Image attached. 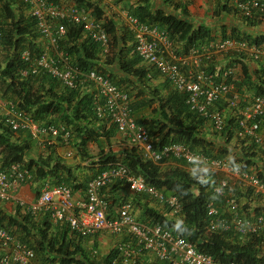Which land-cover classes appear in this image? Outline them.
I'll use <instances>...</instances> for the list:
<instances>
[{
    "label": "trees",
    "instance_id": "obj_1",
    "mask_svg": "<svg viewBox=\"0 0 264 264\" xmlns=\"http://www.w3.org/2000/svg\"><path fill=\"white\" fill-rule=\"evenodd\" d=\"M48 1L56 4L73 2L80 8L91 10L95 19L104 23L112 40L108 54L103 56L100 44L86 37L80 25L72 23H65L67 34L59 48L82 71L87 73L95 70L131 94L133 116L137 123L148 130L155 148L162 149L172 143L186 144L209 157L229 158L242 169H254L264 182V152L254 142L236 138L235 132L239 126L237 117L228 114L225 131L220 133L212 127L213 132L209 133L207 119L193 112L187 104L188 93L173 88L157 70L143 67L142 60L133 53L134 38L131 31L127 27H119L115 20L108 19L100 1ZM125 1L131 3L129 13L142 23L155 25L168 32L175 45H178L177 51L180 54H187L191 47L207 46L210 41L217 39L209 26L196 25L191 20L188 4L180 0H161L160 4L157 0ZM234 1L215 0V16L238 15ZM0 4L3 31L0 49V96L14 103L40 124L62 125L70 130L71 145L81 161L91 162L93 176L80 177L78 169L81 166L68 164L55 152L48 155H41V152L38 156L30 155L33 146L37 147L36 141L28 131L13 132L1 115L0 169H6L11 164H21L32 174L30 184L36 195L46 185L60 184L67 185L75 194L84 193L88 182L102 171L119 163L124 164L133 175L143 178L148 185L154 186L163 194L176 195L182 203L183 211L180 217H171L166 206L163 209L156 208L160 204L152 196L147 193L135 194L126 181L118 179L102 191L110 203L109 218L116 217L118 209L124 203H131L135 213V203H140L138 199H143L146 205L144 204L142 215L137 216L140 222L169 229L217 262L264 264L263 236L242 239L232 232L211 233L208 230L207 206L215 198L213 186L217 182V176L213 173L202 175L198 171L189 170L191 167L182 161L171 160L177 164L172 166L164 165L166 160L161 164L154 163L144 158L139 149L131 145L121 151L112 150L111 138L118 130L109 120L97 117L91 91H87L86 87L75 90L64 88L59 81L47 74L23 77L21 71L27 64L21 55L25 50L40 54L43 51L41 35L36 21L25 14L24 3L19 0H0ZM241 19V26L246 28L256 27L260 23L258 17ZM221 34L223 39L231 37L245 40L252 45L264 46V34L252 37L249 32L240 30V26L234 25L230 30L223 26ZM230 57L226 68L241 66L242 79L237 82V89L243 91L242 93L245 89L252 94L264 96V68L253 70L240 61L238 56ZM103 65H115L126 78L111 75ZM204 69L209 74L216 71L213 65ZM129 76L137 78L139 85H144V89H139L140 86L135 85ZM161 78V84L154 88L147 84L148 81ZM215 107L224 111L227 104L221 101ZM102 138L108 141L107 147L101 143ZM90 143L97 145L100 152L91 155L87 148ZM235 196L240 202L245 201V210H250V202L257 198L251 191L244 192L238 186L235 188ZM255 210L264 211L262 208ZM42 216L44 217L41 219ZM51 224L53 221L48 214L34 216L25 212L20 205L14 213L8 214L0 207V228L11 231L20 242L33 248L39 264H121L117 246L102 260H98V248L86 247L85 242L91 237H81L65 223L56 224V232H53Z\"/></svg>",
    "mask_w": 264,
    "mask_h": 264
},
{
    "label": "built area",
    "instance_id": "obj_2",
    "mask_svg": "<svg viewBox=\"0 0 264 264\" xmlns=\"http://www.w3.org/2000/svg\"><path fill=\"white\" fill-rule=\"evenodd\" d=\"M19 1L27 7L28 15L36 21L37 29L47 44L39 55L30 50L23 51L21 57L27 64L21 71L23 77L47 74L71 90L87 84L92 86L97 117L112 122L146 159L154 163L182 161L196 167L202 175H221L213 186L215 198L207 206L208 230L211 233L232 232L242 239L259 235L264 237V211L245 210L235 196L236 187L231 182L233 176L240 187L251 190L264 200V182L256 170L242 169L227 158L209 157L186 144L172 143L162 149L155 148L148 130L137 123L133 116L131 94L95 70L82 71L72 64L67 53L60 50L59 44L67 34L65 23H72L80 25L86 37L100 44L103 56L110 52L111 37L104 23L95 19L91 10L69 1L59 4L48 0ZM236 5L245 17L264 19V0H238ZM123 18L134 38L133 53L143 63L156 69L173 88L188 93L187 104L193 112L205 117L209 125L220 133L227 126L226 113H231L239 123L236 138L252 141L264 152V96L251 94L245 89L242 93L237 89V82L240 81L236 76L237 67L216 68L215 73L209 74L204 69L206 66L200 65L203 60H211L215 56L236 55L240 60L249 58L264 68V46L228 37L214 39L207 46L191 47L187 54H180L165 30L142 23L128 11H125ZM2 41L0 17V49ZM192 63L198 65V69H190ZM221 101L227 104L224 111L215 107ZM0 115L13 132L28 131L41 147L53 145L61 138L68 143L71 138V131L65 126L40 124L2 97ZM31 178L30 171L19 163L0 170V202L16 201L25 212L34 216L48 214L53 223H65L81 237H93L102 231L127 236L128 241L117 245L121 264H145L144 256L148 253L163 264H238L217 262L169 229L140 222L131 203H124L117 216L109 218V201L102 191L118 179L126 181L133 193H147L162 207L166 206L171 217H180L183 211L176 195L163 194L143 178L133 175L124 164L119 163L91 179L87 184L86 197L82 199H76L70 187L60 184L44 186L33 201L26 202L19 198L18 193L22 187L30 184ZM36 259L33 248L20 242L9 230L0 228V264H39Z\"/></svg>",
    "mask_w": 264,
    "mask_h": 264
},
{
    "label": "crops",
    "instance_id": "obj_3",
    "mask_svg": "<svg viewBox=\"0 0 264 264\" xmlns=\"http://www.w3.org/2000/svg\"><path fill=\"white\" fill-rule=\"evenodd\" d=\"M98 1H100V4L104 7L105 12H106L105 16L108 19L115 20L119 24V27H121V28L126 27L125 21L123 18V14L125 13V11H129V9L131 7V3L126 2L125 0H98ZM180 1L188 4L189 10H190V18L196 25H200V24L206 25V26H209L212 29V31L215 30V24L216 23H214V22L210 23L212 20L209 18V15H211V12L208 11V6H206V9L203 11L202 16L200 17L198 15L199 16L198 17L197 14H195V11L193 9V4H192L193 0H180ZM202 1L204 2L203 3L204 5H207L210 3L209 0H202ZM211 1H213L214 6H215V0H211ZM157 2L160 4L161 0H157ZM70 3H73V2H70ZM171 11H172V9H171ZM25 14L27 16H29L27 10H25ZM206 19H208V20H206ZM263 21L264 20H260L262 25L264 24ZM243 28L246 29V30H243V32H249L252 35V37H256V36L262 34V33L258 34V32L254 30L255 27L246 28L243 26ZM176 48L178 49L179 47H176ZM213 58L214 59H211V60H207V59L203 60L200 65L201 66L213 65L217 69L218 68H225L231 60L230 56H217L216 58L215 57H213ZM246 64L249 67L251 66L250 63H246ZM102 67L104 69H106L111 75H114L117 78H126V75L123 74L122 72H120L115 65H112V66H107V65L104 66L103 65ZM143 67L145 69L154 70L152 67H150L146 63H143ZM190 69L196 70V69H198V65L192 63ZM129 78L134 82L135 85H139V81L137 78H132L131 76H129ZM162 81H163V78H161V80L153 79L151 81H148L147 84L150 87L154 88L155 86L160 85ZM139 86H140L139 89L144 87V85H141V84ZM87 91H89V90H87ZM111 139H112L111 140L112 141L111 142L112 143V150H115V151L124 150V148H126L128 145L133 146L130 143V141L128 139H126L125 137H123L118 131L116 132V134ZM101 143L105 147H107V145L109 144L105 138H102ZM68 148H69V146H64V144H58V142H56L53 146H51V149L42 148L41 149V155H48L50 153L55 152L59 157L66 160V162L68 164H70L72 166L73 165L74 166L79 165V167L81 166L78 169V175L80 177H84V178L92 177L93 176V170H92V168L90 169V167H92L93 165L90 164L91 162H89L88 160L81 161L80 158L78 157L75 149H74V151L76 152V154L72 158L76 157V160L75 161H73V160L69 161V159H72V158L66 157V151ZM87 148H88L89 153L91 155H95L98 152H100V148H98L97 145H95L94 143H90ZM39 151L40 150H38V152ZM34 152H37V150H33L30 155L34 154ZM175 164H176V162H172L170 160H168L164 163V165H171V166L175 165ZM188 169L194 170V171L198 170L197 168H194V167H191ZM34 190H35L34 187L31 188L29 185H26V186L21 188V190L18 193V196L20 199H23L24 201H27V202L33 201L35 196H36ZM129 194L132 197H135L130 192H129ZM85 195H86L85 192L84 193L78 192V193H75V198L76 199H82V198H85ZM108 197H111V196L108 195ZM138 201L140 203H137V202L135 203V215L139 217V215H142V212L145 209V205H146L145 202L146 201L143 199H140V200L138 199ZM17 206H18L17 202H14V201L0 203V207L8 214L14 213ZM156 208L163 209V207H161L160 205H156ZM43 217L44 216H42L41 219ZM51 225L53 226V232H56V228H55L56 224L53 223ZM58 225H61V224H58ZM123 241H128V237L125 235L113 236V235H111V233L109 234L108 231H102L97 236L89 238V240L85 243H86V247L88 249H94L95 247H97L98 250L101 251L102 249H106L107 247L113 248L118 243L123 242ZM144 262H145V264H163V263L159 262L156 259V257L151 253H148L144 256Z\"/></svg>",
    "mask_w": 264,
    "mask_h": 264
},
{
    "label": "rangeland",
    "instance_id": "obj_4",
    "mask_svg": "<svg viewBox=\"0 0 264 264\" xmlns=\"http://www.w3.org/2000/svg\"><path fill=\"white\" fill-rule=\"evenodd\" d=\"M209 1H210L209 4L204 5L203 4L204 2L202 0H193L192 1V4H193V9L195 11V14H197V16L199 15L200 17L202 16L203 11L206 9V6H208V11L211 12V15H209V18L212 20L210 23H213V22L216 23L215 24V30L213 31V34H214V36H216V38H222V34L221 33H222L223 26H227L228 30H230L231 27L234 26V25L235 26H240V30H244L245 29V28L241 27V25H242V19H241V16L240 15L218 16V17L215 16V14H214V8H215L214 7V3L211 0H209ZM206 20H208V19H206ZM254 30L257 31L258 34L259 33L264 34V24L263 25L262 24L258 25V27H255ZM227 32H230V31H227ZM227 34H229V33H227ZM251 67H252L253 70L254 69H258V67L256 65H254V64H251ZM238 74H240V71H239ZM208 132L211 133V134L213 132L212 126H210V125L208 126ZM33 148H34L33 150H37V152H34V154H32V155L33 156H38L40 154L38 152L39 149L37 147H35V146H33ZM72 160L75 161L76 160V157L75 158H72V159H69V161H72ZM213 174H214L215 177L216 176L217 177H220L221 176V175H217L215 173H213ZM231 182L233 184H235V186L240 187V185L236 181V178L233 177V176H231ZM242 190H243V187H242ZM240 203L243 205V203H245V201H242ZM251 204L252 205H250V206H252V209H256V208H259V209L262 208V209H264V201H262V200H259V199L256 200V199H254L253 203H251ZM113 248H108L107 247L106 249H102L101 251L99 250V254H98L99 255L98 256L99 259L98 260H102Z\"/></svg>",
    "mask_w": 264,
    "mask_h": 264
},
{
    "label": "clouds",
    "instance_id": "obj_5",
    "mask_svg": "<svg viewBox=\"0 0 264 264\" xmlns=\"http://www.w3.org/2000/svg\"><path fill=\"white\" fill-rule=\"evenodd\" d=\"M238 0H235L234 2H235V6H236V8H237V5H236V2H237ZM238 9V8H237ZM26 10H27V7H26ZM239 11V10H238ZM129 12V11H128ZM239 14L238 15H240L241 17H245L240 11L238 12ZM245 18H247L248 19V17H245ZM261 17H258V20L260 21V20H264V19H260ZM249 19H251V18H249ZM264 22V21H263ZM261 24V22L258 24V25H260ZM242 25H243V23H242ZM257 25V26H258ZM256 26V27H257ZM249 28V27H248ZM40 33V32H39ZM41 35V34H40ZM229 38H231V37H229ZM217 39H223V38H217ZM236 40H239V41H245V40H240V39H236ZM40 42H41V44H42V46H43V51L45 50V48H46V46H47V44H46V42H45V40L42 38V36H41V39H40ZM247 42V41H246ZM111 43H112V40H111ZM248 43V42H247ZM252 45V44H251ZM176 47L178 46V45H175ZM176 50H177V48H176ZM42 51V52H43ZM41 52V53H42ZM178 52V51H177ZM40 53V54H41ZM179 53V52H178ZM36 55V54H35ZM39 55V54H38ZM226 56H232V55H226ZM236 55H233V57H235ZM215 57H217V56H215ZM214 59V58H213ZM240 60V59H239ZM240 61H242V62H244L245 64L246 63H250V65L251 64H254V65H256L258 68L259 67H261L260 66V64L259 63H257V62H255V61H252L251 59H249V58H244V60H240ZM143 63V62H142ZM151 67V66H150ZM235 67H237L236 69H237V72H236V76H237V80L239 79H242V76H241V73H242V71H241V66L240 65H238V66H235ZM251 67V66H250ZM153 68V67H152ZM228 68V67H227ZM154 69V68H153ZM223 69H226V67L225 68H223ZM154 70H156V69H154ZM239 71H240V74H238L239 73ZM40 75H43V74H40ZM40 75H38V76H40ZM51 77V76H50ZM163 77V76H162ZM108 78V77H107ZM164 78V77H163ZM112 82V81H111ZM60 83V82H59ZM62 86V85H61ZM63 87V86H62ZM84 88L86 87L87 88V90H89V92L91 91L92 93L94 92V89H93V87L92 86H90V85H85V86H83ZM65 88V87H64ZM249 92V91H248ZM250 93V92H249ZM252 94V93H251ZM1 97V96H0ZM4 99V98H3ZM5 100V99H4ZM228 114H230V115H232L231 113H229V112H227L226 113V119H227V115ZM233 116V115H232ZM105 120V119H104ZM226 123H227V120H226ZM58 126H62V125H58ZM262 133H263V135H264V131H262ZM72 135V134H71ZM72 137V136H71ZM56 142H58V144H64V146H69V148L67 149V151H66V157L67 158H72V157H74V155L76 154V150L74 151V149H73V147H72V142H71V138H70V140H69V142L68 143H65L64 141H63V139L61 138V139H58ZM55 142V143H56ZM250 142V141H249ZM36 143H37V148L40 150L39 152H41V149L42 148H44V149H51V146H53V145H48V146H46V147H41L39 144H38V142L36 141ZM131 143V142H130ZM132 144V143H131ZM135 147V146H134ZM140 151V150H139ZM141 152V151H140ZM69 153H72V155L71 156H68V154ZM142 153V152H141ZM143 155V154H142ZM144 157V156H143ZM0 158H1V156H0ZM145 158V157H144ZM227 159H229V158H227ZM230 160V159H229ZM166 161H168V160H166ZM171 161V160H170ZM175 161V160H174ZM231 161V160H230ZM88 162V161H87ZM163 162V161H162ZM162 162H160V163H157V164H161ZM190 167H194V166H191V165H189ZM194 168H196V167H194ZM0 170H2V169H0ZM195 171H198V172H200L199 170H195ZM201 173V172H200ZM100 174V173H99ZM202 174V173H201ZM207 174H209V173H207ZM206 174V175H207ZM97 176V175H96ZM96 176H94V177H96ZM93 177V178H94ZM92 178V179H93ZM26 186V185H25ZM29 186L31 187V184H29ZM236 187V186H235ZM242 188V187H241ZM243 191L244 192H248V191H251V190H246V189H244L243 188ZM103 193V192H102ZM85 194H86V191H85ZM36 195V194H35ZM75 195V194H74ZM103 195L105 196V194L103 193ZM37 196V195H36ZM254 196H256V195H254ZM85 197H86V195H85ZM106 197V196H105ZM257 198H255L256 200L257 199H259V200H262V201H264L263 199H262V197H260V196H256ZM254 201V200H253ZM253 201H251L250 202V204L251 203H253ZM7 202H9V201H7ZM14 202H16V201H14ZM27 202V201H26ZM0 203H2V202H0ZM18 204V203H17ZM19 205V204H18ZM109 206H110V203H109ZM120 209V208H119ZM118 209V210H119ZM109 213V212H108ZM118 213V212H117ZM135 214V213H134ZM117 216V215H116ZM137 217V216H136ZM11 232V231H10ZM101 233V232H100ZM99 233V234H100ZM16 236V235H15ZM119 244V243H118ZM117 244V245H118ZM116 245V246H117Z\"/></svg>",
    "mask_w": 264,
    "mask_h": 264
}]
</instances>
